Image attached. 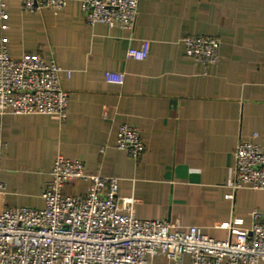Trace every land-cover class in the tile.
<instances>
[{
  "label": "crops",
  "instance_id": "crops-1",
  "mask_svg": "<svg viewBox=\"0 0 264 264\" xmlns=\"http://www.w3.org/2000/svg\"><path fill=\"white\" fill-rule=\"evenodd\" d=\"M7 11L3 33L12 56L37 52L72 73L61 74L70 94L65 122L48 114L0 115L3 205L43 206L63 154L84 159L88 172L120 177V194L135 196L140 218L199 225L227 239L251 224L254 209L264 211L262 189L227 197L239 140L257 133L264 148V0H140L133 35L89 25L80 0L40 11L8 0ZM189 34L219 36V62L188 56ZM144 42L145 59L127 56ZM125 122L140 128L139 158L116 146ZM86 188L80 179L67 185L68 192ZM236 218L243 223L222 226ZM153 264L177 263L156 255ZM178 264H190L189 257Z\"/></svg>",
  "mask_w": 264,
  "mask_h": 264
},
{
  "label": "built area",
  "instance_id": "built-area-1",
  "mask_svg": "<svg viewBox=\"0 0 264 264\" xmlns=\"http://www.w3.org/2000/svg\"><path fill=\"white\" fill-rule=\"evenodd\" d=\"M7 1L0 0V115L48 114L62 123L68 117L69 91L63 88L66 71L56 60L37 52L21 57L10 54ZM26 11L45 7L62 9L68 0H19ZM87 23H106L130 31L136 28L140 0H80ZM133 38V36H130ZM186 54L205 65L220 60L221 38L189 34L183 38ZM147 43L130 46L129 58L145 59ZM252 138H241L234 152L227 197L241 188L264 190V148ZM6 145L0 138V160ZM117 148L139 158L145 151L140 128L125 122L117 132ZM105 147H102V152ZM1 172V166H0ZM74 179L87 183L85 192H68ZM121 178L88 172L81 158L58 154L46 182L41 207L3 205L5 183L0 178V264H153L156 255H167L177 264L264 263V211L254 209L251 224L235 237L217 239L202 226L183 227L168 219L140 218L134 195L120 194ZM243 223L232 219L222 226L233 229Z\"/></svg>",
  "mask_w": 264,
  "mask_h": 264
}]
</instances>
